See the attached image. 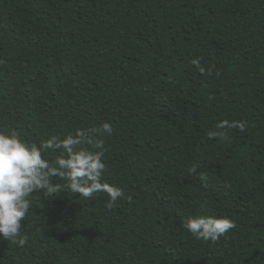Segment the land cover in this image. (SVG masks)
Returning a JSON list of instances; mask_svg holds the SVG:
<instances>
[{
  "label": "trees",
  "instance_id": "16d2710c",
  "mask_svg": "<svg viewBox=\"0 0 264 264\" xmlns=\"http://www.w3.org/2000/svg\"><path fill=\"white\" fill-rule=\"evenodd\" d=\"M223 120L246 128L225 143ZM103 122L124 196L34 194L28 243L0 240V264H264V0H0V130ZM188 215L236 226L205 242Z\"/></svg>",
  "mask_w": 264,
  "mask_h": 264
},
{
  "label": "clouds",
  "instance_id": "9594fccd",
  "mask_svg": "<svg viewBox=\"0 0 264 264\" xmlns=\"http://www.w3.org/2000/svg\"><path fill=\"white\" fill-rule=\"evenodd\" d=\"M191 63L201 74L205 73L199 58ZM216 127L218 131L212 135L228 143L230 130L243 132L246 125L223 120ZM112 133V124L103 122L94 129L77 128L63 138L52 135L37 143L26 141L16 130H0V240L18 247L28 243L21 221L33 213L34 194L54 197L58 192L68 191L91 199L104 193L109 207L122 198L124 190L103 179L106 164L102 137ZM56 151L59 154L53 158L51 153ZM53 178L57 183L53 184ZM198 179L203 182L207 177L198 174ZM235 226L228 216L188 215L182 221V227L196 239L213 243Z\"/></svg>",
  "mask_w": 264,
  "mask_h": 264
}]
</instances>
